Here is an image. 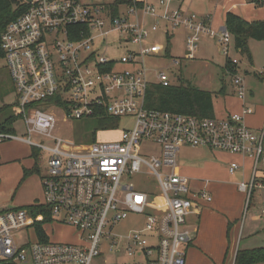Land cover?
Returning <instances> with one entry per match:
<instances>
[{
    "label": "built area",
    "instance_id": "2783aa9c",
    "mask_svg": "<svg viewBox=\"0 0 264 264\" xmlns=\"http://www.w3.org/2000/svg\"><path fill=\"white\" fill-rule=\"evenodd\" d=\"M21 1L27 9L6 27L0 48L27 137L0 133V143L17 140L49 154L42 199L32 207L50 216L44 229L66 228L73 238L53 242L46 234L48 242H41L33 229L43 221L41 214L34 217L29 208L5 209L0 212V264H186V247L192 242L188 218L212 198L177 173L179 149L204 148L251 159L250 179L238 186L248 205L256 190H264L259 178L264 173V127L253 130L245 124L244 118L253 113L247 106L224 118L147 109L149 82L143 61L158 48L143 44L163 20L171 30L187 31L186 61L195 59L201 39L207 37L237 65L231 58L230 34L224 27L212 29L208 17L179 8H166L158 17L154 7L142 0ZM156 1L166 7L172 0ZM146 16L154 18L149 30L144 26ZM115 33L120 45L135 50L116 59L92 49L97 39L107 49L105 39ZM158 80L168 85L164 73ZM231 83L238 99L244 100L242 77L233 74ZM57 97L64 106L45 104ZM33 103L45 105L31 108ZM55 112L65 122L109 117L130 118L132 125L122 129L116 141L81 146L54 137ZM33 136L48 144L33 142ZM237 169L232 163L229 173ZM140 179H150V186L135 184ZM130 216L142 217L139 226L126 236L115 235L113 228ZM102 249L130 261L101 262Z\"/></svg>",
    "mask_w": 264,
    "mask_h": 264
},
{
    "label": "rangeland",
    "instance_id": "374dc122",
    "mask_svg": "<svg viewBox=\"0 0 264 264\" xmlns=\"http://www.w3.org/2000/svg\"><path fill=\"white\" fill-rule=\"evenodd\" d=\"M148 5L153 6L155 13L158 17L164 15L166 8L169 10L178 6V1L181 4V11L186 12L191 5L190 0H172L166 7L159 6L156 0H146ZM206 1V0H205ZM218 2V0L216 1ZM198 15L197 13H194ZM154 18L146 16L144 19V26L147 30L151 29L154 25ZM141 20V18H140ZM170 42L169 54L166 55L167 38ZM96 32L92 33L95 36ZM185 33L182 29L171 30L168 28L167 22L160 20V23L155 32H150L147 39L144 41V47L156 46L158 52L151 54L144 58V66L147 70V81L149 83H159L158 74L164 73L170 85H178L180 80L187 81L199 89L211 91L214 96L221 95L219 90L223 83L226 85L228 95H232L230 86V76H222L221 68L224 66L225 59L220 55L215 45L206 48L202 42L199 43V49L195 54V59L192 61L184 60L185 55ZM107 49L104 48V41L97 39L92 45V49L96 50L99 54L106 57H114L119 59L120 56L126 51L135 50L132 45H120L118 34H111L106 39ZM248 49L251 54V62L245 56L239 55L236 51L232 53V57L236 58L241 66L242 71L246 70L248 73L239 72L244 81V85L248 91L252 93V100L249 101L253 104L261 106L264 103V81L255 77L254 73L264 72V42L249 40ZM181 60L180 65L174 64V61ZM223 81V82H222ZM12 82L9 77V71L5 64L4 59H0V107L8 105V115L12 114L11 108L14 102V94L12 91ZM248 101V99H247ZM216 102V100L214 101ZM11 110V111H10ZM58 120L57 128L54 137L74 141L76 145L83 146L84 144H91L93 126L87 125L79 121L62 120V114L55 112ZM132 125V119L126 118L119 121V127L113 131H100L95 133V140L97 143L116 141L121 130ZM90 128V129H88ZM14 133L17 137H27L24 123L20 120L14 125ZM86 139H88L86 142ZM35 143L42 142L47 145L48 143L42 141L37 136L32 137ZM88 144V145H89ZM204 149V148H202ZM149 150V149H148ZM203 154L207 156L208 150L204 149ZM193 156L200 155V152L190 151ZM1 161L0 165V210L9 208L29 207L35 202L41 201L42 186L41 178L47 173V162L49 154L43 150L31 148L17 140L5 141L0 145ZM189 152H183V154ZM203 156V155H202ZM204 158V157H203ZM36 166L37 173H33L24 178L23 170H31ZM237 176V175H236ZM261 181V180H260ZM142 186V188L149 187L151 180L140 179L135 181V184ZM155 186L152 185V188ZM255 200V199H254ZM38 201V202H37ZM252 201V202H251ZM250 201V206H246L241 218L239 220V235L237 237L236 246L240 248H254L264 246V216L261 211L264 210V192L261 200L253 204V199ZM253 204V205H252ZM245 205V204H244ZM142 217L130 216L123 223L113 228V233L117 236H126L129 231L139 226ZM248 221H251V236L246 237V231L243 233V226L248 227ZM47 233L52 235L51 241H58V236H63V239L72 240L73 234L69 229H62L59 231L53 230L52 226L46 227ZM118 240H121L118 238ZM241 240V242H240ZM24 242L21 237H18V243ZM103 257L101 262L104 263H118L129 262L123 255L115 256L114 254L102 249ZM219 252L209 254L202 252L200 255H192L189 253L187 256V264H233V252H229L225 258V254L220 256Z\"/></svg>",
    "mask_w": 264,
    "mask_h": 264
},
{
    "label": "crops",
    "instance_id": "0c3cea01",
    "mask_svg": "<svg viewBox=\"0 0 264 264\" xmlns=\"http://www.w3.org/2000/svg\"><path fill=\"white\" fill-rule=\"evenodd\" d=\"M216 1L217 0H190L189 2L191 5L186 12H182L193 15L197 13L199 14V16L196 15L197 17H208L210 26L216 31L224 27L227 13H233L248 22L264 20V6L257 7L254 3L249 2V0ZM179 3L178 1V6L173 9H180L181 4ZM182 30L185 33L186 39L187 31L184 29ZM201 40L206 48L215 45L217 52L220 54L218 45L214 40L207 37H203ZM222 68H224V66ZM242 73L248 72L243 70ZM230 86L232 95L226 94V85L223 83L219 90V94L221 95L212 96L214 116L216 118H224L230 114L241 113L243 107L247 106L253 110V113L244 118L245 124L253 130L262 129L264 127V103L259 106L249 102L252 100V93L247 89L245 99L240 100L236 95V90L232 83ZM215 100L216 102H214ZM13 103H15V100ZM3 143L5 142H1L0 145ZM202 150L204 149L181 147L177 154V173L185 177L193 189L204 190L208 192L212 198L209 203H200L198 207L194 208L193 213L188 218L192 242L187 249L186 264L189 253L197 256L202 254V252H208L209 254L219 252L220 256H222L226 254L227 250V256L231 251L233 252L232 257L234 258L236 251L239 249V245L236 246L240 228L239 220L245 207L251 205L250 203V205H246L245 194L239 191L238 186L242 182L249 181L253 165L252 160L238 155L210 150H208L210 153L206 152V156L203 154L204 151ZM190 151L200 152V155L193 156ZM183 152L189 153L183 154ZM232 163L238 165V169L233 174H230L229 167ZM1 164L3 163L0 162V165ZM44 176L41 178V183ZM259 178L264 183V173H261ZM263 192L264 190L255 191L251 198V200L253 199V204L261 200ZM5 209H1L0 212ZM248 222V227L245 228V225L243 226V233L246 231V237L250 238L253 230L251 232L250 229L252 222ZM229 224H231V227L229 230L228 244L227 229ZM53 230L59 231L57 229ZM44 231L51 240L52 235L51 233L50 235L47 233L46 227ZM56 240H58L57 242L70 241L67 238L63 239V236H58ZM240 249L248 250L253 248Z\"/></svg>",
    "mask_w": 264,
    "mask_h": 264
},
{
    "label": "trees",
    "instance_id": "16d2710c",
    "mask_svg": "<svg viewBox=\"0 0 264 264\" xmlns=\"http://www.w3.org/2000/svg\"><path fill=\"white\" fill-rule=\"evenodd\" d=\"M249 2L254 3L257 7L264 6V0H249ZM119 3H122V1H119ZM117 7L118 5L113 8L114 15L116 14ZM26 9L27 5L23 4L21 0H0V39L6 27L20 17ZM224 28L228 31L231 37V58H234L232 57V52L234 53L236 51L239 55L245 56L249 60V63L252 64L251 54L248 49V42L249 40L264 42V20L248 22L233 13H227L225 16ZM166 38V55L168 56L170 47L168 33H166ZM0 59H4V54L1 48ZM224 59L225 65L224 68H222V76L229 75L231 79L233 74H239V72H242L240 63L236 58L234 59L238 61L237 65H233L232 61L226 57H224ZM174 62H177L176 65H180L181 60H175ZM254 75L264 81V72L254 73ZM12 91L14 92L13 85ZM212 96V92L196 88L191 83L182 79L178 85H170L168 83L167 86H163L160 83H149L146 91L145 106L147 109L172 114H181L196 118H214ZM51 102L59 106L65 105L61 102L59 97L54 100H47L45 104L48 105ZM45 104L42 105L40 103H33L31 108H41ZM11 108H13V112L8 115V105H2V107H0V133L2 134L14 135V125L22 119V115L18 110V105L13 103ZM119 121L120 120L118 119L109 117H94L81 120L79 122H85L87 127L93 126V130L91 132L92 138L90 140L91 142H94L97 130L104 132L116 130L119 127ZM87 140L88 139H86V142H88ZM33 173H37L36 166H34L31 170H23L24 178ZM21 208H29L34 217H37L39 214L42 215L43 221L36 223L33 229L38 240L47 243L48 238L43 226L51 221L50 216L35 206ZM230 227L231 224L228 225L227 229L228 244ZM190 244L186 247V253ZM226 257L227 250L225 254V258ZM8 264L14 263L10 262ZM233 264H264V246L248 250L238 249L235 253Z\"/></svg>",
    "mask_w": 264,
    "mask_h": 264
},
{
    "label": "water",
    "instance_id": "95a60500",
    "mask_svg": "<svg viewBox=\"0 0 264 264\" xmlns=\"http://www.w3.org/2000/svg\"><path fill=\"white\" fill-rule=\"evenodd\" d=\"M28 1H30V0H28Z\"/></svg>",
    "mask_w": 264,
    "mask_h": 264
}]
</instances>
